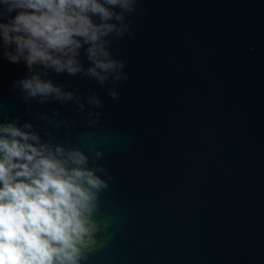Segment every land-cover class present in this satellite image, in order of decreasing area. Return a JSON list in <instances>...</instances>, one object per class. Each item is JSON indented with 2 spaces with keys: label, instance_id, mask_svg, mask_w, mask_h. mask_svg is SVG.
Returning <instances> with one entry per match:
<instances>
[{
  "label": "water",
  "instance_id": "obj_1",
  "mask_svg": "<svg viewBox=\"0 0 264 264\" xmlns=\"http://www.w3.org/2000/svg\"><path fill=\"white\" fill-rule=\"evenodd\" d=\"M128 19L134 34L111 46L127 80L35 69L83 109L26 99L13 82L31 73L0 43V122L86 151L90 135L103 151L108 239L86 264H264V0H140Z\"/></svg>",
  "mask_w": 264,
  "mask_h": 264
},
{
  "label": "clouds",
  "instance_id": "obj_2",
  "mask_svg": "<svg viewBox=\"0 0 264 264\" xmlns=\"http://www.w3.org/2000/svg\"><path fill=\"white\" fill-rule=\"evenodd\" d=\"M140 0H0V43L8 62H24L17 78L25 98L77 99L46 79V71L83 74L103 85L127 80L125 62L111 46L133 30L129 15ZM144 13L148 12L145 8ZM84 54L89 66L81 61ZM110 96L119 92L113 87ZM88 104L100 108L93 93ZM101 113H88L94 127ZM31 123L0 122V264H86L108 239L97 220L101 194L113 179L98 161L103 151L44 141Z\"/></svg>",
  "mask_w": 264,
  "mask_h": 264
}]
</instances>
